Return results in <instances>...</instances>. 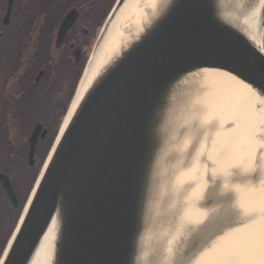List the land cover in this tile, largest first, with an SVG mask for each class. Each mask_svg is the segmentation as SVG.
Instances as JSON below:
<instances>
[{"label":"water","instance_id":"obj_1","mask_svg":"<svg viewBox=\"0 0 264 264\" xmlns=\"http://www.w3.org/2000/svg\"><path fill=\"white\" fill-rule=\"evenodd\" d=\"M158 2L71 109L76 89L0 264H29L51 227L50 264H184L201 250H180V212L170 204L186 110L214 73L264 102V48L231 18L240 0ZM260 162L246 174L231 172L228 184L263 188ZM0 182L15 204L8 179ZM212 184L195 202L201 214L236 198L217 190L218 179Z\"/></svg>","mask_w":264,"mask_h":264},{"label":"bare ground","instance_id":"obj_2","mask_svg":"<svg viewBox=\"0 0 264 264\" xmlns=\"http://www.w3.org/2000/svg\"><path fill=\"white\" fill-rule=\"evenodd\" d=\"M158 1L125 0L111 15L85 66L71 109L96 75L135 37ZM231 18L253 45H263L264 0H240ZM191 99L183 122L188 129L179 147L180 173L169 189L170 204L180 212L176 232L181 235L180 250L201 247L184 264H264V187L228 184L231 172L248 173L254 159L264 164V102L238 80L217 73L205 78ZM216 179L218 191L232 190L236 198L201 214L195 202ZM213 234L217 235L211 238ZM52 247L51 227L29 264H50ZM183 262L179 258L173 264Z\"/></svg>","mask_w":264,"mask_h":264},{"label":"flooded vegetation","instance_id":"obj_3","mask_svg":"<svg viewBox=\"0 0 264 264\" xmlns=\"http://www.w3.org/2000/svg\"><path fill=\"white\" fill-rule=\"evenodd\" d=\"M117 1L0 0V176L15 197L0 182V211L17 221Z\"/></svg>","mask_w":264,"mask_h":264},{"label":"trees","instance_id":"obj_4","mask_svg":"<svg viewBox=\"0 0 264 264\" xmlns=\"http://www.w3.org/2000/svg\"><path fill=\"white\" fill-rule=\"evenodd\" d=\"M41 165V164H40ZM0 211V257L16 225L17 217L12 218L8 209Z\"/></svg>","mask_w":264,"mask_h":264},{"label":"rangeland","instance_id":"obj_5","mask_svg":"<svg viewBox=\"0 0 264 264\" xmlns=\"http://www.w3.org/2000/svg\"><path fill=\"white\" fill-rule=\"evenodd\" d=\"M262 46H263V48H264V37H263V45H262Z\"/></svg>","mask_w":264,"mask_h":264}]
</instances>
